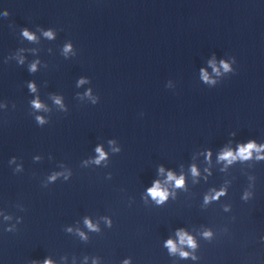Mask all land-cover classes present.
<instances>
[{
	"label": "clouds",
	"instance_id": "9594fccd",
	"mask_svg": "<svg viewBox=\"0 0 264 264\" xmlns=\"http://www.w3.org/2000/svg\"><path fill=\"white\" fill-rule=\"evenodd\" d=\"M22 34L26 38H28L29 40H32L35 38L34 35L29 33V31H27L26 29L23 31ZM44 35L51 38L53 36V33L51 31H48V32H45ZM70 50H71V45H67L64 49L65 53H67ZM22 62L23 61H21V63ZM221 64H222L223 68L225 69V71L229 70V64L228 63L221 61ZM35 69H36V64L34 63L31 65L30 71H35ZM203 79L205 81L209 80L208 75L206 73H204ZM80 82L83 83V81H80ZM29 88L32 91H35V87L33 84H29ZM93 102L95 103V101H93ZM56 103L59 104L60 100L57 99ZM33 105L36 109L41 108V104L37 101H33ZM37 120L40 123L44 122L40 117H37ZM262 149H264V145L258 147L254 141H250L247 144L240 145L238 147V151L235 153H233L232 150H226V151L222 152L219 156V159L223 160V161H227L229 164H231L237 158H239L240 160H248L252 157V154L254 151L256 153H260ZM96 151L99 153V158L95 162L99 163L100 160H103L105 158V153L99 147L96 149ZM256 158L257 159H264V156L257 155ZM161 171H163V169H161ZM192 172H193V175L198 174L195 167H193ZM53 179H54V177H53ZM168 180L169 181H175V187H177V188L184 186V177L183 176H181L180 178H176L173 175V173L169 172L168 173ZM147 191H148V194L154 200H156V202L158 204H162L164 201H166L168 198V195H169V192L166 189H163L161 187V184L159 181L154 182L153 186L148 188ZM224 194H225L224 190L222 189L221 191L216 192L215 195H213V196H206L205 197V203L209 202L210 199H218L221 195H224ZM245 198H247V194H245ZM85 223L89 229L94 230V231L98 230L97 226L93 225L90 221L86 220ZM109 224H110V222H109ZM177 235L179 236L180 245H187L189 248L195 250V248L197 247V244L191 235H189L184 230H179L177 232ZM203 235L205 238H210L211 232L206 231L203 233ZM81 236L83 237V233H81ZM84 238H86V237H84ZM165 247L169 250L170 254H176L177 252H179V255L181 256V258H188L190 256L189 252L178 249L177 244L172 239H169L166 241ZM191 258L193 260L197 259V257L195 255H192ZM44 264H52V261L49 259H46L44 261ZM94 264H95V262H94ZM123 264H131L130 258L125 259L123 261Z\"/></svg>",
	"mask_w": 264,
	"mask_h": 264
}]
</instances>
